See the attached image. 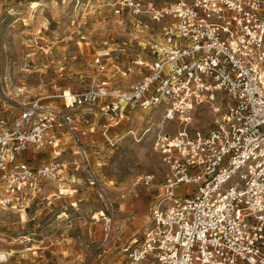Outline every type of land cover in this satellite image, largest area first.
Returning a JSON list of instances; mask_svg holds the SVG:
<instances>
[{"label":"built area","instance_id":"1","mask_svg":"<svg viewBox=\"0 0 264 264\" xmlns=\"http://www.w3.org/2000/svg\"><path fill=\"white\" fill-rule=\"evenodd\" d=\"M112 5L128 38L101 44L114 59L112 53L129 48L131 64L115 74L139 78L128 87L20 91L18 113L0 117V208L27 212L48 181L73 174L76 182L80 169L105 192L82 138L95 130V118L113 126L141 110L164 164L162 190L120 264H264V0ZM107 53L97 51L101 71ZM4 97L12 103L5 90ZM201 107L216 115L212 127L194 125ZM39 151H49L50 160L24 158ZM155 178L150 173L142 181L151 189ZM12 256L0 249V264Z\"/></svg>","mask_w":264,"mask_h":264},{"label":"rangeland","instance_id":"2","mask_svg":"<svg viewBox=\"0 0 264 264\" xmlns=\"http://www.w3.org/2000/svg\"><path fill=\"white\" fill-rule=\"evenodd\" d=\"M114 1L0 0V111L8 109L0 117L7 119L18 113L20 91L51 95L64 88L128 87L139 78L120 73L114 77L112 70L111 74L101 71L94 62L101 42L109 35L119 42L128 38L126 32L122 36L124 23L115 19ZM114 23L121 27L120 34H110ZM131 52L116 55L122 68L131 63ZM103 61L108 62L105 56ZM4 90L12 103L5 100ZM50 101L61 104L57 98H48ZM132 113L133 119L109 129L113 143L99 131L83 138L105 192L91 185L89 174L80 169L74 173L76 182L70 174V181L44 186L27 215L0 208V249L13 251L5 264H52L48 257L53 251L70 260V250H79L78 264L123 263V249L141 237L150 218L152 199L148 201L142 177L156 175L152 190L157 194L164 170L160 155L153 149L152 133H145L149 115L141 110ZM150 114L159 116V112ZM215 117L209 108L201 107L194 125L207 129L214 125ZM171 126L167 127L170 131L178 128ZM26 157L34 164L50 160L49 151L27 152Z\"/></svg>","mask_w":264,"mask_h":264},{"label":"crops","instance_id":"3","mask_svg":"<svg viewBox=\"0 0 264 264\" xmlns=\"http://www.w3.org/2000/svg\"><path fill=\"white\" fill-rule=\"evenodd\" d=\"M114 29H112L111 30V33L110 34H112L113 33V35L114 34H116V33H118V34H120L121 32L119 31L120 29H121V27L120 26H118V24H115L114 23ZM109 34V33H108ZM125 35V31H124V29L122 30V36H124ZM110 36V35H109ZM108 36V38H110ZM106 39V38H105ZM100 42H101V40H100ZM102 43V42H101ZM102 50L104 51V52H108V51H110L109 50V48L107 49L105 46H102ZM127 50H130L129 48L128 49H122V50H117V51H115L113 54L114 55H121V54H125L126 53V51ZM131 51V50H130ZM130 56H132V53H131V55ZM105 57H106V59L108 60V62H104L105 63V65H106V67H105V69L108 71V74H111V71L110 70H112V72H114V73H112V75L115 77L116 76V74H115V71H116V68L117 67H121L122 68V66H123V64H122V62L120 61H118V60H115L114 58H112L111 56H110V54H106L105 55ZM118 57V56H117ZM128 62H129V60H128ZM110 63L112 64V68L111 67H109V65H110ZM131 63L129 62L128 63V65H130ZM98 67V66H97ZM120 75H122L121 73H120ZM131 76V75H130ZM125 77H128V76H125ZM62 90V89H61ZM94 125H95V130L93 131V132H89V133H87V135L86 136H89V135H91V136H96V134H97V132L99 131V132H101V135L108 141V143H110V140L112 139H110L109 140V137H108V131H109V129H111L112 127H114V125L113 126H108L109 124L106 122V119H105V117L104 116H102V117H99V118H95V120H94ZM112 136H114V135H110V137H112ZM85 136H83V138H84ZM82 138V139H83ZM113 140V139H112ZM65 179H69L68 181H70V176L68 175H65ZM52 181L53 180H51V181H48V183H46L45 184V187H47L50 183H52ZM59 182V181H58ZM163 182V181H162ZM162 182H161V184H160V186H159V192L157 193V194H155L153 191L154 190H152V188L151 189H148L147 188V191H146V193H147V196H148V198H149V200L148 201H151V199H152V204H153V202H154V200H155V198L161 193V190H162ZM59 191H60V193L62 194L63 193V191L61 190V189H59ZM35 205V204H34ZM33 205V206H34ZM152 206V205H151ZM44 208V210L45 209H47V205L46 206H43ZM33 208V207H32ZM42 209V210H43ZM25 212V214L27 215V213H28V211L26 212V211H24ZM21 214H23V212L21 213ZM66 240H67V238H65ZM53 254L50 256V257H48V259H50V260H53L54 262L52 263V264H78L79 263V261H78V258H80L79 257V250H75V251H73V250H70V252H69V254H71L69 257H70V260H67L68 259V257L67 256H64V255H61L60 253H59V251H53L52 252ZM47 259V260H48ZM56 259H58V262H56Z\"/></svg>","mask_w":264,"mask_h":264},{"label":"bare ground","instance_id":"4","mask_svg":"<svg viewBox=\"0 0 264 264\" xmlns=\"http://www.w3.org/2000/svg\"><path fill=\"white\" fill-rule=\"evenodd\" d=\"M108 220H109V221H111V219H110V218H108Z\"/></svg>","mask_w":264,"mask_h":264}]
</instances>
